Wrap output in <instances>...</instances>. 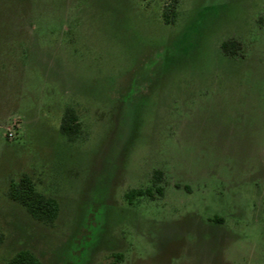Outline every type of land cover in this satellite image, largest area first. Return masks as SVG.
<instances>
[{"label":"rangeland","instance_id":"rangeland-1","mask_svg":"<svg viewBox=\"0 0 264 264\" xmlns=\"http://www.w3.org/2000/svg\"><path fill=\"white\" fill-rule=\"evenodd\" d=\"M166 5L0 0L1 39L30 50L0 81V264H264V0H180L176 22ZM24 175L60 202L54 225L9 197Z\"/></svg>","mask_w":264,"mask_h":264},{"label":"trees","instance_id":"trees-1","mask_svg":"<svg viewBox=\"0 0 264 264\" xmlns=\"http://www.w3.org/2000/svg\"><path fill=\"white\" fill-rule=\"evenodd\" d=\"M180 0H174L171 9L166 5L164 17L168 22H176L179 16L178 6ZM222 48L229 56L239 54L238 50L243 49V43L237 38H231L223 42ZM62 131L69 136L72 141L83 132V123L75 107H68L62 122ZM165 179V172L157 170L154 174L155 183H162ZM157 192L165 194V187L158 185L148 188H139L132 191L131 195L150 196L155 198ZM9 197L20 203L31 216L37 221L46 225H54L60 217L61 205L57 198L40 191L34 180L29 175H24L20 181L13 182L8 191ZM6 243V233L0 221V249ZM7 264H45L43 259L32 249L26 248L18 251Z\"/></svg>","mask_w":264,"mask_h":264},{"label":"crops","instance_id":"crops-1","mask_svg":"<svg viewBox=\"0 0 264 264\" xmlns=\"http://www.w3.org/2000/svg\"><path fill=\"white\" fill-rule=\"evenodd\" d=\"M20 44H25V49L19 47ZM20 51L25 52L23 59H29L30 57V50L27 45V42L19 41L18 39H1L0 37V81H2V77L9 76L13 72L17 73V69H21L22 73H25V71L28 69L29 65H22L20 68L18 66L14 67L13 61L15 59L20 58ZM15 54V55H14ZM19 55V56H18ZM21 55V56H22ZM26 56V57H25ZM9 83V80H8ZM1 84V83H0ZM10 106H13L11 103H9ZM18 105L14 106V109H17Z\"/></svg>","mask_w":264,"mask_h":264},{"label":"built area","instance_id":"built-area-1","mask_svg":"<svg viewBox=\"0 0 264 264\" xmlns=\"http://www.w3.org/2000/svg\"><path fill=\"white\" fill-rule=\"evenodd\" d=\"M10 138H14L16 136V132L13 128H9V135Z\"/></svg>","mask_w":264,"mask_h":264}]
</instances>
